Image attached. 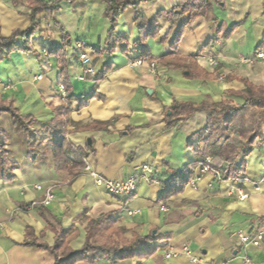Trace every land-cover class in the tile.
Returning <instances> with one entry per match:
<instances>
[{
  "label": "crops",
  "instance_id": "obj_1",
  "mask_svg": "<svg viewBox=\"0 0 264 264\" xmlns=\"http://www.w3.org/2000/svg\"><path fill=\"white\" fill-rule=\"evenodd\" d=\"M180 1L149 0L138 9L156 21L158 32L165 33L164 38L157 33L147 39L149 58H195V77L191 79L181 70L158 64L156 72L150 73L146 67L149 58L143 59L142 67L130 66L137 55L132 46L137 36L132 7L125 9L115 24L124 43L107 56L101 51L109 21L101 0L62 1L51 17L37 15L34 22L25 0L17 4L0 0V35L6 38L15 30L30 29L33 50L12 53L0 62V101L11 103L23 117L38 122L52 119V107L64 101L58 92V58L46 53L58 47L66 56L70 95L86 100L82 108L72 102L64 117L68 145L104 179L139 177L144 165L153 172L149 183L138 182L133 196H113L96 186L83 169L71 177L69 165L58 167L50 157L27 158L26 136H19L11 125L9 133L3 130L14 169L6 175L0 169V264H51L53 258L45 246L54 244V230L66 232L68 247L76 251L84 242L87 220L104 215L140 237L157 233L155 251L145 258L76 264H195L193 259L206 264H264V238L258 246L240 239L264 236V142L256 141L245 158L243 180H221L195 168L193 186L187 183L178 193L160 200L174 175L197 160L185 142L203 128L206 118L197 111L169 125L170 106L222 101L239 104V99L226 95L244 88L237 78L264 88V60L256 57L264 56V0H220L212 5L209 15L186 14L175 24L157 18L158 11L170 10ZM70 16L71 21L67 20ZM182 26L180 41L171 50ZM230 28L229 36L223 38ZM214 37L216 42L205 47ZM77 42L87 44L95 78L78 80L83 66L73 49ZM201 74L209 79L202 80ZM231 76L236 79L228 80ZM65 157L74 160L69 154ZM242 159L239 155L235 163ZM36 185L52 188L54 200L48 206L30 207L43 199V193L34 189ZM237 192L247 198L239 200ZM162 206L165 211L160 210ZM171 252L179 255L164 258Z\"/></svg>",
  "mask_w": 264,
  "mask_h": 264
},
{
  "label": "trees",
  "instance_id": "obj_2",
  "mask_svg": "<svg viewBox=\"0 0 264 264\" xmlns=\"http://www.w3.org/2000/svg\"><path fill=\"white\" fill-rule=\"evenodd\" d=\"M12 3H19L24 0H11ZM31 11L30 19L35 21L37 15L51 17L58 10V4L62 1L76 0H55L53 2H43L39 0H25ZM106 4V16L109 21L106 40L102 53L104 55H113L117 48L124 43L115 32V24L120 15L128 7L134 9V25L137 36L132 46L137 48L135 60L149 58V51L146 45L147 39L157 36L158 27L154 19H147L138 9L139 5L149 0H101ZM220 0H181L179 5L170 10H161L157 13V18L166 20L175 24L178 19L186 14H195L200 17L207 16L212 11V5L219 3ZM59 26L58 22H54ZM232 28L222 36L227 38ZM183 33V26L176 33L170 48L175 49ZM32 32L30 29L15 30L9 37L0 35V62L7 59L10 54L15 52L29 53L33 52L30 46ZM216 42V38H211L205 45L209 47ZM84 49L88 51L87 44ZM75 43L73 46L74 51ZM258 51V48H256ZM77 52V51H76ZM125 51L123 50V53ZM99 53V52H98ZM47 56L58 58V67L60 70V85L67 94L68 102H77L78 108H82L86 100H78L70 95L71 86L68 79V71L65 53L58 47H51ZM78 59V53H77ZM149 61H154L149 58ZM155 64L170 69L187 72V78H194L195 75L190 68V63L183 59L170 57L160 58L154 61ZM81 64V63H80ZM82 65V64H81ZM202 80L209 79L206 74L198 75ZM81 77V76H80ZM102 77V76H101ZM101 79V78H98ZM97 79V80H98ZM236 79L234 76L228 80ZM237 80L243 84L241 91H228L227 96L240 100L239 104H232L228 101H222L218 104H180L173 103L169 108V116L166 117L169 125H175L184 118L202 111L206 115L203 128L194 132L186 138L185 147L197 155V160L189 164L181 172H177L172 182L164 189L160 200L167 199L171 195L178 193L187 183L192 175V170L198 163H203L206 158H210L217 166L221 180L244 179L245 158L253 149L254 143L264 142V88L251 85L245 80ZM253 111H256L255 113ZM69 110L67 104H60L52 107L54 117L45 122H38L31 117H23L13 107L11 103L0 101V116L7 114L10 118L12 127L19 128L26 136V157L30 159L50 157L58 167L69 165L71 177L77 176L83 169L82 160L75 158L69 162L65 154L69 150V145L64 138V117ZM257 113V116H256ZM249 121V125L246 121ZM235 130L230 131L229 128ZM224 133V142H220V135ZM81 154V153H80ZM241 155L243 159L236 164L237 157ZM83 157V153L81 154ZM0 169L4 175L11 174L13 167L8 160V151L6 150V140L4 131L0 125ZM10 177L8 180H11ZM84 242L80 249L72 250L68 247L69 239L66 232L54 230V244L51 247L45 246L51 254L53 261L51 264H76L78 262H95L101 259L120 261L128 258H145L155 251L158 241V234L140 237L130 230L117 224V220L111 216H101L95 220H87L85 228ZM128 234L130 236L128 237ZM37 247H44L36 245Z\"/></svg>",
  "mask_w": 264,
  "mask_h": 264
},
{
  "label": "built area",
  "instance_id": "obj_3",
  "mask_svg": "<svg viewBox=\"0 0 264 264\" xmlns=\"http://www.w3.org/2000/svg\"><path fill=\"white\" fill-rule=\"evenodd\" d=\"M75 49L78 53V60L83 66V75L79 77L78 80L83 81L85 77L92 76L93 66L91 65L87 51L84 49V44L77 43L75 45ZM256 57L258 59L264 60V56L262 54H258L256 55ZM209 62L211 66L215 65V63L212 60H210ZM143 65H144L143 59L135 60L130 63V66L132 68H139V67H142ZM146 67L150 73L156 72V66H155L154 61H148ZM58 92L61 94H64V89L61 85L58 88ZM82 162L84 166L83 170L86 173H88L89 176L93 179L94 184L98 187H101L105 192L113 196H123V197L133 196L136 191L138 182L143 180L144 182L149 183L151 181V175L153 173L150 166L144 165L141 167V175L139 177L129 176L124 181L110 180V179L101 178L100 176L92 172L88 166L86 159H82ZM196 168H198V171L200 174L212 173L215 177L220 179L219 172L216 169H212L210 167L208 160L206 161V163L205 162L198 163ZM195 180H196V177L193 176V170H192V175L188 179V184L193 186L195 183ZM261 183H263L264 185V179L261 181ZM255 188L258 189L257 185H255ZM34 189L38 192L43 193V199L39 202L31 203L30 207H34L37 204L46 207L54 200V195L52 193L51 187L43 188L41 185H36L34 186ZM237 196H238V199L242 201L247 198V195L241 192H237ZM160 210L165 211V208L162 206L160 207ZM263 238L264 236L262 234H256L250 239L247 236L240 237L241 242L243 243L247 242V243L252 244L253 246H258L259 243L263 240ZM183 254H187L186 249L183 250ZM177 255H179V253L171 252V253L165 254L164 258L176 257ZM192 262L195 264H206L205 262L196 260V259H193Z\"/></svg>",
  "mask_w": 264,
  "mask_h": 264
},
{
  "label": "rangeland",
  "instance_id": "obj_4",
  "mask_svg": "<svg viewBox=\"0 0 264 264\" xmlns=\"http://www.w3.org/2000/svg\"><path fill=\"white\" fill-rule=\"evenodd\" d=\"M73 18L70 16V17H68L67 18V20H72ZM74 26H72V28H73ZM158 34L160 35V37L161 38H164L165 37V33H162V32H158ZM177 47V46H176ZM171 49V48H170ZM176 49V48H175ZM175 49H171V50H175ZM170 58H172V57H170ZM175 59H178V58H175ZM179 59H183V58H179ZM41 60V59H40ZM183 60H186V62H188V63H190V68H191V70L193 71V73H195V69H196V66H197V63H196V60H195V58L194 59H183ZM185 73H187V72H185ZM187 75H188V73H187ZM95 76H96V72H95V70H94V68H93V74H92V76L91 77H93V78H95ZM59 95H60V98H62V100L64 101L63 103H61V104H67V107H68V110L70 111V105H71V103L72 102H68L67 101V94L66 93H64V94H61V93H59ZM254 113L256 112V111H253ZM3 116H2V118H1V120H0V125H1V127L3 128V130L6 132V133H9L10 132V130H11V121H10V118H9V116L7 115V114H2ZM256 116H257V113H256ZM1 117V116H0ZM205 120H206V118H205ZM246 124H248L249 125V121L247 120L246 121ZM229 130L230 131H233V130H235V128L234 127H230L229 128ZM15 132H17L18 134H19V136L21 135V134H24L19 128H15V130H14ZM223 134L224 133H221V135H220V142H224L225 141V137L223 136ZM25 135V134H24ZM22 145L20 144L19 145V147H21ZM76 151L73 149V148H71L70 146H69V150L67 151V153L66 154H69L70 156H72L74 159L75 158H79L80 159V157L75 153ZM208 160V162H209V165H210V167L212 168V169H217V166L213 163V161L210 159V158H206L205 159V163H206V161ZM203 162V163H204ZM197 167V165H195L194 166V168L193 169H195ZM241 180V179H240ZM239 179H236L235 181H240ZM243 180V179H242Z\"/></svg>",
  "mask_w": 264,
  "mask_h": 264
},
{
  "label": "water",
  "instance_id": "obj_5",
  "mask_svg": "<svg viewBox=\"0 0 264 264\" xmlns=\"http://www.w3.org/2000/svg\"><path fill=\"white\" fill-rule=\"evenodd\" d=\"M184 75H187V73H184ZM87 145L90 146V140H87Z\"/></svg>",
  "mask_w": 264,
  "mask_h": 264
}]
</instances>
